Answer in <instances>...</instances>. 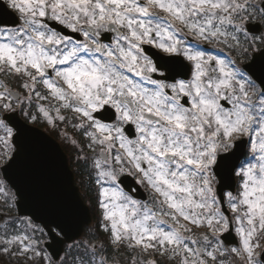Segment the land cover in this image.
<instances>
[{"label":"snow or ice","instance_id":"obj_1","mask_svg":"<svg viewBox=\"0 0 264 264\" xmlns=\"http://www.w3.org/2000/svg\"><path fill=\"white\" fill-rule=\"evenodd\" d=\"M0 13L16 14L0 19V264H264V0ZM27 124L57 131L95 184L96 228L62 253L61 223L19 212L22 189L56 199Z\"/></svg>","mask_w":264,"mask_h":264},{"label":"water","instance_id":"obj_2","mask_svg":"<svg viewBox=\"0 0 264 264\" xmlns=\"http://www.w3.org/2000/svg\"><path fill=\"white\" fill-rule=\"evenodd\" d=\"M26 126L33 129L36 135L44 140V150L50 162L51 181L55 188L56 199L54 204L46 202L22 189L19 212L32 216L41 225L52 221L61 223L65 230V239L54 245L53 249L62 253L66 242L75 240L84 227L91 223L92 217L89 207L84 205L78 194V188L73 183V175L58 144L42 130ZM69 207L70 213L62 210Z\"/></svg>","mask_w":264,"mask_h":264},{"label":"flooded vegetation","instance_id":"obj_3","mask_svg":"<svg viewBox=\"0 0 264 264\" xmlns=\"http://www.w3.org/2000/svg\"><path fill=\"white\" fill-rule=\"evenodd\" d=\"M15 13H12L11 15H7L4 13H0V19H7L9 21H11L13 19V17L15 16ZM8 26H12L11 24H9ZM36 128H40L42 129L45 133H47L49 136L53 137V139H55L61 146V148L64 150L66 158L69 162V166L71 171L74 174V183H76V185L79 188V193L82 196L83 201L87 204L95 202V184L94 182H92L90 180L88 171L85 169L84 167V163L83 161L77 159V152L76 150L71 146L70 143H68L67 141H65L57 131L52 130L51 128L44 126L42 124H30ZM69 134H72V130L69 128L68 129ZM131 178H129L130 181ZM129 181H126V183H128ZM138 197H143L145 196L147 198V193L144 192L143 190H140L137 193ZM88 231H90V229H88L84 235L79 238L78 240L84 239L87 234ZM73 243V242H72ZM70 243V244H72ZM69 245V243H67L65 245V247Z\"/></svg>","mask_w":264,"mask_h":264},{"label":"rangeland","instance_id":"obj_4","mask_svg":"<svg viewBox=\"0 0 264 264\" xmlns=\"http://www.w3.org/2000/svg\"><path fill=\"white\" fill-rule=\"evenodd\" d=\"M92 230H95V229H92ZM91 232H92V231H88L87 236H90Z\"/></svg>","mask_w":264,"mask_h":264}]
</instances>
